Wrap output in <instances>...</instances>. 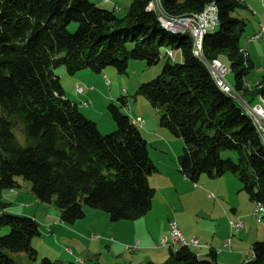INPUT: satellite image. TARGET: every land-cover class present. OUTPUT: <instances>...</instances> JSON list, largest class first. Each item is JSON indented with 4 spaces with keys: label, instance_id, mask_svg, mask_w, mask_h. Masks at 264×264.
I'll use <instances>...</instances> for the list:
<instances>
[{
    "label": "trees",
    "instance_id": "1",
    "mask_svg": "<svg viewBox=\"0 0 264 264\" xmlns=\"http://www.w3.org/2000/svg\"><path fill=\"white\" fill-rule=\"evenodd\" d=\"M151 3L167 16L199 14L213 5L218 28L205 32V59H225L235 71L234 88L249 102L264 98V76L254 90L243 84L252 67L241 45L248 36L246 20L235 14L245 7L243 0H131L122 16L91 0H0V189H20L19 177L29 181L34 195L53 201L66 224L85 217L84 206L107 212L113 222L145 216L156 194L148 177L158 168L140 128L110 105L116 129L101 133L65 95L55 69L64 66L74 75L113 66L126 73L130 60L157 64L168 46L181 50L182 61L168 58L137 93L159 113V125L183 139L179 172L194 183L202 174L231 173L248 200L264 204V143L258 130L243 107L215 85L193 53V38L166 30ZM4 227L9 232L0 236V264H77L42 255L33 246L40 233L35 218L3 210ZM251 252L253 258L241 264H264V240ZM207 254L217 253L210 248ZM165 264L208 261L179 246L171 248Z\"/></svg>",
    "mask_w": 264,
    "mask_h": 264
},
{
    "label": "rangeland",
    "instance_id": "2",
    "mask_svg": "<svg viewBox=\"0 0 264 264\" xmlns=\"http://www.w3.org/2000/svg\"><path fill=\"white\" fill-rule=\"evenodd\" d=\"M114 1L112 0L110 3L100 2L99 7L114 9L117 15H124L131 0H118V4H114ZM258 2H260L259 5L262 8L260 12L250 6L248 2H245V7L238 9L235 13L246 20V35L249 32L253 34L254 31L251 32L250 29H256V23L258 26L260 23L264 26V7L261 0H258ZM257 17H259V20ZM75 25V23H71L68 25V29L71 32L75 31ZM217 28L216 25L210 28L209 32H213ZM241 45L245 47L248 58L252 63L244 84L247 85V88L254 90L257 83L261 82L264 76V36L260 40L248 42L244 37ZM167 50L168 46L162 47L163 56L154 65H148L143 60L128 61L126 73L117 72V69L113 66L106 67L102 73L84 69L74 75L67 74L64 66L55 69V72L60 76L62 86L70 93L73 100L77 101L78 98L83 96L81 94L77 95V92L75 93L74 81L84 88V95L87 97L85 99L90 101V105L84 107L77 102L79 109L85 113V116L97 123V128L101 133H110L116 129V123L109 109L110 105L119 107L121 114L127 115L131 121L137 115H140L139 117L146 124V126H144V123L138 126L141 131L146 128L149 130L162 128L163 133L162 131L157 133L158 141H155L154 136L143 131L146 136L144 138L149 141L147 152H149V156L160 170L148 177L152 184L155 182L157 184L168 183L175 174L183 178L180 175L181 173L178 172L177 164V157L184 147L183 139L172 134L167 128L160 126L159 113H156L157 111L144 95L137 93V87L141 83L148 82L161 73L164 64L167 62L166 60L169 58L166 55ZM172 50L174 57L168 61L181 62V50L177 48H172ZM221 60L227 64L225 59L221 58ZM226 79L229 84H235V71L229 72ZM255 101L260 103L259 96ZM164 132L166 135H164ZM17 135L19 141L24 143V136L20 133H17ZM206 177H208L206 174L200 175L197 189H194V182L184 179L190 183L191 189H193L191 192H186V189H184L185 191L179 192V194L167 193L166 188L160 186L153 198V210L134 221L121 220L113 222L108 219L107 212L84 206L85 217L76 219L73 224H66L60 220L61 212L59 208H56L54 202H44L38 199L31 191V183L20 177L18 179L22 187L17 189V194H21V201L18 202L16 195L10 193V191L0 189V211L3 209L2 203L10 202L9 208H7L8 211L36 215L39 230L43 232L41 234L48 237L53 234V237L44 239L38 235L32 240L33 246L45 248L46 245V247H49L48 249L53 250L69 249L81 255L83 257L81 259L85 264H165L169 259L171 248L177 250L178 246L154 248L159 246V242L163 237L169 235V221L172 219L178 222V228L182 232L191 235L187 238L188 241L196 235L208 238H211L213 234L215 235L214 240L218 243L216 246L217 252H215L219 254L217 258L207 254L211 247L203 246V240H200L201 242L198 245L189 244L191 251L202 255L201 259H206L208 264H233L234 260L238 259L240 261L244 257L241 254L242 251H251L254 243L264 240V216L259 222L251 215L249 209L248 214L247 212L242 214L245 224L244 229L236 233L233 232L228 227V218L230 215L233 216L230 209L232 206L230 205L227 209L226 207L231 203H239L241 199H248L247 194L242 190V183L235 175L226 173V179L220 183L221 193H219L205 184L203 180ZM212 179H219V177ZM201 183L204 187L201 186ZM210 191L217 194L214 200L208 197ZM165 192L167 193V201L170 200L174 204L164 203L163 196ZM219 194H224V196ZM26 203L29 204V208L25 207ZM208 211L213 213L208 215ZM46 214L49 215L52 222L49 225L50 227L45 226L42 222V218ZM8 232L9 228H0V236ZM228 240H230V244L225 247L224 242ZM212 245V247L215 246ZM129 247H134V249L128 250ZM236 249L241 250L232 254L231 252Z\"/></svg>",
    "mask_w": 264,
    "mask_h": 264
},
{
    "label": "built area",
    "instance_id": "3",
    "mask_svg": "<svg viewBox=\"0 0 264 264\" xmlns=\"http://www.w3.org/2000/svg\"><path fill=\"white\" fill-rule=\"evenodd\" d=\"M108 1V0H105ZM241 1V0H238ZM262 1V5L264 7V0ZM150 9H158L160 10L159 15V22H161L162 26L171 32H187L193 38V53L198 59L202 60L204 64L209 69L212 78L215 81V85H217L224 93L228 94L229 97L236 100L251 118L253 124L255 125L256 129L259 132L260 138L264 143V98L259 96L260 103L251 104L248 102L244 97H242L240 91H237L232 84L226 79V76L229 72H231V68L221 61L220 59H212L207 60L202 51V41L207 33V30L212 28L217 23V15H216V8L213 5L206 6V8L199 14H188L182 16H167L164 14L160 7H158L155 3H151L149 5ZM264 36V26L262 23L259 25V30L257 32L248 35L246 37V41H257L260 40ZM245 50V47H243ZM246 55V51H244ZM167 55L169 58H173V50L168 49ZM83 87L81 85H76V91L78 94H83ZM89 100H84L80 102L83 106L89 107L90 103ZM135 126H141L144 121L141 117H136L132 121ZM210 196L214 199L215 195L210 193ZM251 215L257 219V221H261L264 216V204L259 201H254L253 208L251 210ZM244 220L241 218L237 219H230L229 225L230 229L233 232H239L244 229ZM179 224L175 219L169 221V235L163 237L160 240V245L167 246V245H177L179 246H189L191 245H198L199 242L196 238L191 239L188 241L186 237L182 234L181 230L178 228ZM230 240L226 241L225 246H229ZM133 248H128V250H132ZM253 258V252L249 251L247 254L246 261H249Z\"/></svg>",
    "mask_w": 264,
    "mask_h": 264
},
{
    "label": "crops",
    "instance_id": "4",
    "mask_svg": "<svg viewBox=\"0 0 264 264\" xmlns=\"http://www.w3.org/2000/svg\"><path fill=\"white\" fill-rule=\"evenodd\" d=\"M92 1H94V2H96L98 5H100V2H105V3H110L112 0H108V1H105V0H92ZM245 2H248L249 3V5L250 6H252L253 8H255L257 11H262V8H261V6L259 5L260 4V2H258V0H244V4H245ZM114 4H118V0H115L114 1ZM117 6V5H116ZM119 8V7H118ZM260 17H261V13H260ZM258 18V20H259V17H257ZM256 29L254 28L253 30L252 29H250V31L251 32H253V33H255V32H257L256 30H257V28H258V30H259V26H258V24L256 23ZM249 34H252V33H250L249 32ZM248 34V35H249ZM262 38H263V36H262ZM261 38V39H262ZM247 55H248V53H246ZM104 71V70H103ZM102 71V72H103ZM101 72V73H102ZM245 83V82H244ZM243 83V84H244ZM76 85H79L78 84V82H75L74 81V83H73V87H74V90L76 89L75 87H76ZM233 85V84H232ZM245 86H247L246 84H244ZM63 91H65V95L68 97V98H70L72 101H74L75 103H80V102H82V101H84V100H86L85 98H87L85 95H84V88L82 89L83 90V94H81V95H83V96H81L82 98H78L77 99V101L76 100H73L72 98H71V95H70V93L68 92V91H66V89L64 88V86H63ZM77 91L75 90V93H76ZM241 94H242V92H240ZM77 95H80V94H78L77 93ZM242 97H244L248 102H249V97L248 96H246V95H241ZM77 103V104H78ZM251 104H256V101L254 100V101H252V102H250ZM79 106V105H78ZM85 107V106H84ZM85 114V113H84ZM140 115H137L136 117H139ZM144 126H146V124H145V121H144ZM143 126V127H144ZM141 131V130H140ZM143 131L144 132H146L147 134H150V135H152V136H154L155 138V141H158L159 139H158V137H157V133H158V131H162V133H163V130H162V128H158V129H154V130H149V129H144V130H142L141 131V133H142V135H143V137H145L146 138V136L144 135L145 133H143ZM164 135H166L165 134V132H164ZM147 140V139H146ZM147 142H149L148 140H147ZM149 145V144H148ZM158 171H160L159 169H158ZM161 171H162V169H161ZM178 172H179V170H178ZM178 172H176V173H178ZM180 173V172H179ZM180 175H182V174H180ZM181 177H183V175L181 176ZM226 177V174H223L221 177H219V179H221V180H219V179H212V178H208V177H206V178H204V182H205V184H207L209 187L211 186L212 187V189L213 190H215V191H217V192H219V193H221V190H220V183H221V181H223L224 179H226L225 178ZM180 177H178V176H176V174L174 175V177H172V180L170 181V182H168V183H165V184H157L156 182L154 183V184H152V182H151V184L155 187V191L157 192V190H159L160 189V186L161 187H165L166 189V191H167V193L169 192H171V193H175V194H179V192L180 193H182L183 191H185L184 189H186V192L188 191V192H191L193 189H191V186H190V183L189 182H187L186 180H188V178H186V177H183V178H180ZM184 179H186V180H184ZM233 181V180H232ZM201 186H203L204 187V185L201 183ZM194 189H197V187H199L198 185H197V183H195L194 184ZM209 189V188H208ZM211 190V189H210ZM8 191H10V193H13L14 195H16V197H17V201L19 202V201H21V194H17L18 193V190L17 189H15V190H8ZM166 192L164 193L165 195L163 196V198H164V200H165V204H169V203H171V204H174V203H172L170 200L169 201H167V199H166V194H167ZM210 193H213L214 195H215V197L217 196V194H215L213 191H210L209 192V194H208V197L209 198H211V199H213L211 196H210ZM219 195H221V196H224V194H219ZM215 197H214V199H215ZM248 197V196H247ZM213 199V200H214ZM249 199V198H248ZM247 199V200H248ZM240 200L239 201V203H231V204H228L227 205V207H226V209L231 205L232 207L230 208L231 210H232V214H233V216H229V220L230 219H237V218H241V219H243V215L242 214H244L245 212H247V214H248V211H249V209L250 210H252V208H253V203L254 202H252V201H250V200ZM249 201H250V203H249ZM168 202V203H167ZM223 204H225L224 202H223ZM233 204V205H232ZM9 205H10V202H8V203H2V206H3V209H2V211L4 210V211H7V212H12V211H8L7 210V208H9ZM246 206V207H245ZM26 208H29V204L28 203H26V206H25ZM153 208H154V206L152 205V209L151 210H153ZM2 211H0V213L2 212ZM251 212V211H250ZM12 213H17V214H23V215H28V216H31L32 218H35L36 219V222H38L37 220H38V217L36 216V215H31V214H28V213H21V212H12ZM213 212L212 211H208V215H211ZM167 218H169V217H167ZM40 220V219H39ZM168 220H170V219H168ZM228 220V221H229ZM244 220V219H243ZM42 222L44 223V225L45 226H48V227H50L49 225L52 223L51 221H50V219H49V215H44L43 216V218H42ZM229 223V222H228ZM38 224H39V222H38ZM182 232V231H181ZM41 233H43V232H41L40 231V233H39V235H40V237H42V238H44V239H47V238H50V237H53V234H51V236H43ZM52 233V232H51ZM182 234L184 235V236H187L186 237V239L188 238V237H190L191 235H189V233H185L184 231L182 232ZM214 237H215V235L213 234V235H211V238H208V237H201L200 235H196V236H194L193 238H196L197 239V241L199 242V244H200V240H203V246H205V247H211V248H214L215 249V251L217 250V244L218 243H216L215 242V240H214ZM192 238V239H193ZM55 239V238H54ZM56 240V239H55ZM212 242V243H211ZM215 242V243H214ZM225 243L226 242H224V246H225ZM212 244H214L215 246L214 247H212L213 245ZM167 246H169V248L170 247H172L171 245H167ZM36 247H38V246H36ZM159 247H166V246H160V244H159V246H155V248L154 249H159ZM216 247V248H215ZM226 247V246H225ZM38 248H40V250H41V252H42V255H47V256H49V257H51V258H54V259H58V260H62V261H67V260H74L77 264H85V263H83V259H81V258H83L81 255H78L77 253H75V252H73V251H71V250H69V249H67V250H61V249H58V250H53V249H48L49 247H46V245H45V248L44 247H38ZM240 250L241 249H236V250H233L231 253L232 254H235V253H237V252H240ZM217 252V251H216ZM248 252L249 251H242V253L241 254H243V256L244 257H242V259H240V261H238V259H236V260H234V263L233 264H241L242 262H245L246 261V259L247 258H245L246 256H247V254H248ZM198 255V254H197ZM217 255H219V254H216V257L215 258H217ZM199 257H202V255H198ZM218 258H219V256H218ZM152 262V261H151Z\"/></svg>",
    "mask_w": 264,
    "mask_h": 264
},
{
    "label": "bare ground",
    "instance_id": "5",
    "mask_svg": "<svg viewBox=\"0 0 264 264\" xmlns=\"http://www.w3.org/2000/svg\"><path fill=\"white\" fill-rule=\"evenodd\" d=\"M158 12V11H157Z\"/></svg>",
    "mask_w": 264,
    "mask_h": 264
}]
</instances>
